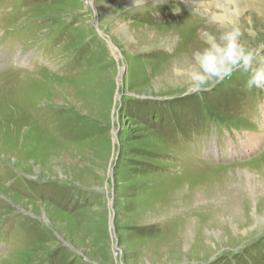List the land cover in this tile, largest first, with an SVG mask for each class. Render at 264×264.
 Here are the masks:
<instances>
[{"label":"rangeland","instance_id":"1","mask_svg":"<svg viewBox=\"0 0 264 264\" xmlns=\"http://www.w3.org/2000/svg\"><path fill=\"white\" fill-rule=\"evenodd\" d=\"M226 1L0 0V264H264V88L186 94L233 24L264 64Z\"/></svg>","mask_w":264,"mask_h":264},{"label":"clouds","instance_id":"2","mask_svg":"<svg viewBox=\"0 0 264 264\" xmlns=\"http://www.w3.org/2000/svg\"><path fill=\"white\" fill-rule=\"evenodd\" d=\"M126 7H139V0H131ZM213 19L221 21V17L215 14ZM241 37V29L235 24L222 30L218 36H207L206 46L194 54L187 69L186 94L211 91L216 85L231 79L238 70L249 74L245 85L248 90L264 88V64L256 62V51L246 47Z\"/></svg>","mask_w":264,"mask_h":264},{"label":"bare ground","instance_id":"3","mask_svg":"<svg viewBox=\"0 0 264 264\" xmlns=\"http://www.w3.org/2000/svg\"><path fill=\"white\" fill-rule=\"evenodd\" d=\"M177 1V0H176ZM215 1V0H214ZM142 2V1H141ZM144 2V1H143ZM146 2V1H145ZM147 3V2H146ZM217 3V2H216ZM220 3V2H219ZM218 4V3H217ZM221 5V4H220ZM219 6V5H217ZM142 8V7H141ZM189 8V7H188ZM220 8V7H219ZM222 8H224V11L227 14H235V13H239L240 11V4L238 2H236V0H228L225 2V4H222ZM190 9V8H189ZM218 15V14H217ZM224 16V15H223ZM192 27V26H191ZM192 33V32H191ZM190 34V33H189ZM180 75V74H179ZM258 144V139L255 138L254 136H249V143L244 142V146L245 149L248 148H253L254 145ZM238 150H240V148H238ZM244 150V149H243ZM250 182V181H249ZM261 222L264 221V219H260Z\"/></svg>","mask_w":264,"mask_h":264}]
</instances>
